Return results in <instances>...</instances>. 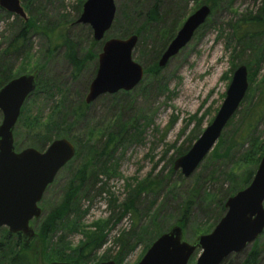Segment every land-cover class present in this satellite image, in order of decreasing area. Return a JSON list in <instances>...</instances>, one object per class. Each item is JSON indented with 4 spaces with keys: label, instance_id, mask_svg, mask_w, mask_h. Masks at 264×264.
I'll return each mask as SVG.
<instances>
[{
    "label": "rangeland",
    "instance_id": "1",
    "mask_svg": "<svg viewBox=\"0 0 264 264\" xmlns=\"http://www.w3.org/2000/svg\"><path fill=\"white\" fill-rule=\"evenodd\" d=\"M85 1L19 0L25 20H34L40 29L25 32L28 58L8 56L5 68L11 72V79L29 74L38 77L41 85L21 107L26 115L20 110L13 129V146L15 152L32 148V123L44 122L61 100L66 108L78 106L95 75L103 43L126 39L129 35L121 38L124 30L133 32L143 25L132 52V60L143 68L141 82L127 93L103 95L88 105L67 139L75 148L78 145L80 157H73L58 172L39 203L42 215L54 209L72 174L84 165L88 149L92 146L98 152L113 135L115 166L106 174L98 172L94 188L81 196L77 229L62 233L60 248L68 254L101 231L103 242L86 264H137L153 243L156 230L164 233L179 226L176 221L186 205V230L179 226L183 241L191 244L198 236L210 233L218 222L213 221L220 212L218 201L246 167L242 155L249 147L250 135L239 141L226 159L212 158V148L189 178L173 170L174 161L188 152L214 119L238 66L246 67L248 86L238 110L221 133L224 146L244 134L245 112L264 97V1H214L206 22L163 68H157L160 55L187 17L202 5L209 7L208 0H114L113 24L99 42L93 41L89 26L76 23ZM154 5L159 17L150 21L147 14ZM23 21L0 8V56L21 31ZM163 32L173 35L155 59L164 44ZM64 40L74 47L78 67L67 60ZM253 126L254 136L263 139L264 113ZM99 160L94 165L96 170L101 169ZM143 187L145 192L132 195L134 189ZM129 198L134 201L135 212H123L121 208ZM36 225L30 223L35 232ZM9 235L16 236L1 228L0 243ZM258 240L264 244V237ZM241 253L229 256L226 264L240 262ZM199 254L196 250L188 264H195ZM52 262L76 264L48 261L36 252L34 264Z\"/></svg>",
    "mask_w": 264,
    "mask_h": 264
},
{
    "label": "water",
    "instance_id": "2",
    "mask_svg": "<svg viewBox=\"0 0 264 264\" xmlns=\"http://www.w3.org/2000/svg\"><path fill=\"white\" fill-rule=\"evenodd\" d=\"M0 8L25 20L19 0H0ZM209 15L210 8L202 5L187 17L160 55L158 68L165 67L190 42ZM114 16V0H86L76 23L89 26L93 41L99 42L111 28ZM137 41L138 37L131 35L103 43L95 75L84 98L86 105L103 95L129 92L141 82L143 68L132 60ZM247 86L246 67L238 66L210 125L188 152L174 161L173 170L179 171L183 178H189L212 150L238 110ZM34 90L35 79L29 74L13 78L0 88V229L7 228L11 235L20 234L23 243L35 237L30 223L42 215L39 203L45 190L75 155V147L64 138L53 140L43 152L33 148L15 152L13 129L21 107ZM263 203L264 156L249 185L226 199L225 213L210 233L198 236L189 244L183 241V230L173 226L153 241L137 264H188L196 250L200 254L195 264H222L229 256L243 252L264 231Z\"/></svg>",
    "mask_w": 264,
    "mask_h": 264
},
{
    "label": "trees",
    "instance_id": "3",
    "mask_svg": "<svg viewBox=\"0 0 264 264\" xmlns=\"http://www.w3.org/2000/svg\"><path fill=\"white\" fill-rule=\"evenodd\" d=\"M214 1L216 0H208L210 14L213 10ZM158 15L159 13L157 11V6L154 5L148 12L147 19L154 21L157 17H159ZM23 23L21 31L11 38L7 48L0 56V88L12 78L11 72L5 68L6 57L11 55L23 57L25 55V32L31 30L37 31L40 29L39 26L35 25L36 23L32 19H26L23 21ZM143 28L144 26L142 25L133 32L128 29L124 30V32H122L123 34L121 35V38H124L127 35L130 36V34L136 35L139 38V36L142 34L141 31ZM172 33L173 32H168L167 34L164 32L161 33V37L164 39V44L159 49L158 53H155V59L162 52L165 43H167L172 38ZM91 43L93 44L94 42L92 41ZM63 44L65 45V49L67 51V60H69L73 66L78 67L77 60L75 58L77 55L74 53V47L68 40H64ZM24 58H28V56L25 55ZM157 68H155V71H158ZM34 79V91H37V89L40 88L41 81L36 76ZM79 102V105L76 107L66 108L63 105V100H61L53 106L54 109L44 122H38L37 120H34V123H32V128H29V131L32 133L31 142L29 143L30 147L42 151L53 140L70 138V131L76 126L78 122L83 119L84 110L88 107V105L84 103L82 96L80 97ZM263 110L264 97L245 112L244 134L240 135L239 139L233 138L228 140L224 146V142L222 141L223 135L221 134L220 138L213 147L212 153L214 156H212V158L226 159L230 156V153L235 148V146L240 144V142H242L245 138L249 137V135L251 137L249 141V147L243 153L244 156L242 155L243 161L246 163V167H244V170L240 174V179L236 183H233L231 188L218 201L217 205L220 212L214 217L213 221L215 223L220 220L221 216L225 212L224 203L226 199L249 185L261 157L264 156V138L261 139V136H254V133H252L254 130L253 124L261 117L262 113H264ZM21 111H23V108ZM22 114L26 115V112L23 111ZM25 120L27 119L25 118ZM109 136L110 137L107 138L108 140L104 144V147L98 152L92 146L88 149L87 155L84 158V165L79 167L72 174L70 181L63 191L58 205L54 209L46 212V214L41 215L39 219L32 220V222L37 223V229L33 239H31L28 243H23L22 237L19 235H9L2 239L0 243V264H34V257L36 256L37 251H40V254L42 253V256L48 259V261H69L76 264H86L89 256L96 249H98L103 242L101 231L97 232L94 238H88L85 244L81 245L76 250L70 251L68 254H63L61 252L60 243L62 242V233L68 232L69 229L76 231V226L78 225L81 216V196L87 195L90 190L94 188L97 183L98 172L106 174L111 168L115 166V163H112V146L116 142V138H114L113 135ZM221 146H224V148L220 152ZM74 157H80L78 145H76ZM99 158L101 159L99 160L101 169L96 170L94 169V165ZM150 185L151 184H149L148 187L149 190H151ZM143 191L145 192L144 187L142 189H134L131 193L132 195L139 196ZM121 208L123 212H135V204L133 199H127V201L122 204ZM187 210L188 206L186 205L184 207L182 216L176 221V224H178L183 230H186V220L188 214ZM154 231L155 230H153L151 233V236L153 235ZM161 234L162 231L156 230L153 236L154 238H151V242H153ZM261 237H264V231L257 238V240L249 246L247 251H244L238 255L239 257L241 256L242 259L237 264H262L264 261V244L259 243L258 240ZM33 240L36 241L34 244L31 243ZM223 263L226 264L227 262L224 260Z\"/></svg>",
    "mask_w": 264,
    "mask_h": 264
},
{
    "label": "flooded vegetation",
    "instance_id": "4",
    "mask_svg": "<svg viewBox=\"0 0 264 264\" xmlns=\"http://www.w3.org/2000/svg\"><path fill=\"white\" fill-rule=\"evenodd\" d=\"M32 222V221H31ZM15 235H19V236H21L20 234H15Z\"/></svg>",
    "mask_w": 264,
    "mask_h": 264
}]
</instances>
